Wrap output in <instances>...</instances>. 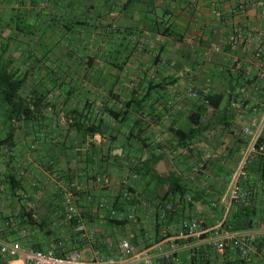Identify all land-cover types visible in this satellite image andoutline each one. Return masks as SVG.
I'll list each match as a JSON object with an SVG mask.
<instances>
[{
    "label": "crops",
    "instance_id": "obj_1",
    "mask_svg": "<svg viewBox=\"0 0 264 264\" xmlns=\"http://www.w3.org/2000/svg\"><path fill=\"white\" fill-rule=\"evenodd\" d=\"M16 10L24 11L27 28L20 24L13 28L4 18L9 17V11L13 14ZM9 19L14 23V15ZM263 30L264 17L254 0H0V63H7L8 69L18 75L25 73L19 93L32 110L30 118L11 121L10 146L6 143L9 134L0 135V142L5 143L0 146V231L6 219L13 220L9 232L2 237L21 239L24 247L35 249L48 247L56 238L72 232V225L61 223L60 217L64 183L73 179L85 187L78 195V204L89 226L98 233V243L83 249L84 258L92 259L94 248L98 247L103 256L112 254L116 249H110L106 242L111 237L105 223L114 204L125 208L120 191L128 180L130 204L138 219L120 225L117 231L121 230L125 235L121 239L130 240L137 249L151 248L158 259L157 255L169 244L167 237L162 238L163 230L172 237L180 221L193 216H203L208 225H215L223 222L230 211L228 218L233 224L242 225L247 220V229L243 231L253 235L252 261L244 260L231 248L219 252L209 242L178 240L180 261L264 264L260 157L248 166L247 183L259 187L248 212L226 202L230 175L250 138L241 132L242 128L264 116V80L257 78L262 61L255 57L264 42ZM88 32L93 45L90 51L80 54V60L87 73L92 74L84 76L77 85L82 89V98L74 99L72 91L66 94L54 80L48 82L46 93L37 92L30 84L37 71L54 73V69L48 68L51 65L70 70L76 55L65 45L54 52L50 50L53 48L44 51L45 41L57 40L58 44L72 37L83 38ZM232 32L243 36L235 49L230 44ZM26 33L32 35L30 40L42 39V46H16V41L26 43ZM56 33L60 35L56 37ZM125 34L136 37L137 42L134 48L125 49L124 61L119 62L116 57L123 52L118 40ZM214 45L219 49H213ZM234 57L239 58L238 64L233 63ZM189 81H194L200 91L207 88V95L216 94L214 103L219 108L209 107L215 116L221 114V121L227 126L220 131L222 141L218 145L209 139L214 133L205 117L195 120V113L203 112L200 105L207 103L201 97L193 99L188 95ZM245 113L253 115L252 122L243 120ZM50 115L60 117L62 125L52 123L41 131L46 134L55 128L66 139L76 135L80 147L73 148L71 153V147H63L66 141L47 147L51 135H45L41 146L30 123L46 121ZM125 121L128 126L123 131L118 123ZM88 127L96 132L90 133ZM172 127H198L199 132L187 146L173 149ZM134 152L141 157V191L133 179L137 172L130 165ZM161 154L163 158L154 168L164 182L149 169L150 163H145ZM10 166L17 170L20 179L16 193L10 191L3 179ZM196 167L199 169L195 170ZM99 172L111 175L113 187L101 189L92 184ZM151 185L157 186L156 193L149 190ZM101 198L107 202L104 210L97 206ZM174 199V210L161 217L164 220L159 226L157 213ZM29 214L35 221L28 218ZM0 264L17 262L0 256Z\"/></svg>",
    "mask_w": 264,
    "mask_h": 264
},
{
    "label": "built area",
    "instance_id": "obj_2",
    "mask_svg": "<svg viewBox=\"0 0 264 264\" xmlns=\"http://www.w3.org/2000/svg\"><path fill=\"white\" fill-rule=\"evenodd\" d=\"M259 8V13L264 17V0H254ZM264 39V30L262 32ZM243 38L241 33L232 32L230 35V44L233 49L237 48L239 41ZM213 49L218 50L217 45ZM255 57L260 62L261 68L257 72V78L264 80V42L256 50ZM233 63L238 64L239 58L234 57ZM250 66H247L249 69ZM187 93L191 97H201L205 103H208L207 88L200 91L194 81H189L186 85ZM169 104H172L171 102ZM176 107L179 104H175ZM264 131V116L252 123L243 126L242 133L249 136V141L245 149L241 153V157L230 175L228 194L226 202L229 206L240 205L250 206L253 204L259 187L249 181V164L256 158L260 157L263 161V172L261 178V188L264 189V143H260V137ZM138 160L132 159L131 168H135ZM199 168L196 167L195 170ZM113 178L107 172H99L94 175L92 184L98 188L105 189L113 187ZM129 181H124L121 187V200L126 203L125 208L117 209L111 207L110 218L118 220L138 219L137 212L130 204L132 193L128 189ZM85 187L77 180L68 179L65 181L63 195V209L61 211L60 222L72 225V232H68L64 237H58L48 247L44 248H26L21 239L10 240L2 237L3 234L9 232L12 224V218L5 221V226L0 231V256L9 261H16L17 264H159V261H168L171 264H184L177 255L178 240H194L198 243L209 242L219 252H225L226 249H234L244 260L252 261L254 249L252 246V233L243 230H231L226 227L223 222L215 225H208L203 216H193L184 218L180 221V226L174 236H169L166 230H163V237L168 238V247L163 249L155 258L151 248L145 247L137 249V247L128 239H107L110 249L115 250L112 254L103 256L101 247L94 248L92 259L84 258L83 249L90 245L94 246L98 243V233L95 228L90 227L87 219L78 204V195ZM87 197L90 199L92 195L89 193ZM99 209H104L107 204L106 200L101 198L97 201ZM173 203L168 201L164 204V208L160 210V217H164L167 212L172 211ZM2 206H0V210ZM26 234V231H23ZM260 233L264 240V217L260 227ZM156 259V260H155Z\"/></svg>",
    "mask_w": 264,
    "mask_h": 264
},
{
    "label": "rangeland",
    "instance_id": "obj_3",
    "mask_svg": "<svg viewBox=\"0 0 264 264\" xmlns=\"http://www.w3.org/2000/svg\"><path fill=\"white\" fill-rule=\"evenodd\" d=\"M23 10H16L13 14L12 11H9L8 13V18L4 17L5 19H8V22L11 24V27H15L17 24H20L21 27L27 28V18L25 17ZM11 15H14V23H12V20H10L9 18H11ZM21 21V22H20ZM56 24L52 25L53 29H56ZM45 29H48L47 25H44ZM89 29L91 27H88ZM56 37H58V35H60L59 33L54 34ZM90 34L89 32L83 36V38H70L69 40H61L59 41V43L57 44V40L56 41H45V50H49L47 48H53L50 49L51 51H56L60 48V46L65 45V47L69 50H74V52L76 53L75 60L71 65L70 70L68 69H64V67H60V66H56V65H51L48 68L49 69H54L55 72H51V71H44L40 72L37 71V73H35V77H32L30 79V84L31 86L40 93H46L47 91V85L48 82L51 80H54V84H57V87L59 89H61L63 92H65L66 94H68L69 92L72 91V93H74V99H77L79 97L82 98L83 94L82 89L78 88L77 85H79L82 81V79L84 78V76L86 75H91L92 73L88 71H86V69L83 68V66L81 65L82 61L80 60V54H82L83 51H90L93 45V42L91 40V38L89 37ZM25 37L28 39L26 40V43L24 41H16L15 45L19 46L20 48H36L39 45L42 46L43 40L39 39V40H30L32 35H29L28 33L25 34ZM134 38V39H133ZM133 41H132V40ZM136 37H131L129 38L127 34H125L124 36H122V38H120L118 41L120 42V47L119 49L121 50L122 55H117L116 59L117 61H124V51L126 48H134L135 43L137 42V40H135ZM135 42V43H134ZM61 43V44H60ZM106 48H109V44L106 42L105 43ZM123 48V49H122ZM104 59H108V57H104ZM47 69V70H49ZM46 72V73H45ZM34 74V73H33ZM224 76L227 77L228 76V72L225 71ZM20 76L24 77L25 73L24 72H20L19 74ZM45 75V76H44ZM42 77H44V80L42 79ZM59 80V81H57ZM193 99H199V97H193ZM207 106V108L203 105L202 109L203 112L202 113H197L195 114L197 117H199L200 119L204 116L205 118V122L208 123L209 127H210V131L212 133H214L211 137H209V139L211 140V142L215 145L220 144V142L222 141L221 138V130H224L227 128V126H225V124L222 123L221 121V114L218 113L217 116L214 115V111L210 109V107ZM9 108L10 105L8 104V102H6V100H4V98L2 96H0V135L2 137L8 135L12 129V122L9 120L8 118V114H9ZM195 116V117H196ZM252 118L253 115L245 113L243 120L247 121V122H252ZM199 119V120H200ZM198 122V120H196ZM52 123H61V119L60 117H57L56 115H50L49 118L46 121L42 120H34L31 124V128L35 129L36 134H38L37 139L40 141L41 146L44 145V141L46 136L45 135H51L52 139H50V143L49 146L47 147H56L57 144L56 141H66V145H63V147H71L69 149V152L71 153V150L75 147H80V145H78L77 143V136H70L68 139H66V137H61L60 134L57 131V129L55 128H50L49 132H46V134L44 133L45 130L41 131V128L43 127L45 129L46 126H50V124ZM186 125V122L184 121V123ZM118 128L121 130H125L126 126H128V122H122V123H118ZM264 135V131L263 134ZM60 147V146H58ZM132 157H134V159L138 160L137 165H139L140 163V158L138 155V152H134L132 153ZM136 165V166H137ZM136 168V167H135ZM135 168H132V171H134ZM134 174V173H133ZM138 175V173H137ZM144 176V175H143ZM134 179V183H137V189H139L141 191V188L143 187V183L142 181H140V175L138 176H133ZM151 192H155L157 190V186L156 185H151L150 189ZM58 193V192H57ZM156 193V192H155ZM55 201H58L55 199ZM107 204V202H106ZM104 210V209H103ZM105 212H108V209L105 210ZM109 213V212H108ZM106 228L108 230V234L109 237L113 238V239H121L122 237H124L125 235H123V232L117 231L119 230L122 226L120 225H116L114 223H111L109 220L106 221ZM263 254H264V246H263Z\"/></svg>",
    "mask_w": 264,
    "mask_h": 264
},
{
    "label": "trees",
    "instance_id": "obj_4",
    "mask_svg": "<svg viewBox=\"0 0 264 264\" xmlns=\"http://www.w3.org/2000/svg\"><path fill=\"white\" fill-rule=\"evenodd\" d=\"M25 81L24 77L19 76L16 72H13L11 70L8 69V64L7 63H0V96H2L4 98V100H6V102H8V104L10 105L9 108V114H8V118L10 121H12L14 118H30L31 114H32V110L30 109V105L28 104V102H26L24 99H22L20 97V90L23 86V83ZM214 97H216V94L214 95H207V98L209 100V102L206 104H202L200 105V108H202V106L204 105L206 108L207 106H212L214 108V110L219 108V105H216L214 102ZM197 114V113H195ZM200 119L199 117H195V120ZM199 121V120H198ZM88 130L90 131V133H94L96 132V130L91 129L90 127H88ZM171 143H172V147L173 149L178 148V147H183V146H187L191 140H193L198 132H199V128L198 127H192L188 130L186 129H181V128H174L172 127L171 130ZM11 137H12V133L10 131L8 137L6 138V143L9 144L11 143ZM8 141V142H7ZM260 143H264V135H261ZM5 143L0 142V146L4 147ZM163 158V155H158L154 158H149L147 161H145V163L151 165V167L149 169L153 170V172L160 177L159 181L160 182H164L163 176L158 173V171L154 168V165ZM139 166V167H137ZM135 170L137 173L140 172V168L142 169V167H140V164L137 165ZM261 167H263V161H261ZM263 174V172H262ZM4 182L7 183V185H9L10 191L12 193H16L17 189L19 187V183H20V179L19 177H17V170L13 169L12 166L9 167V171L6 173V177L3 178ZM174 185L177 183L173 182ZM128 189L131 191V187L129 186ZM181 197V196H180ZM183 197V195H182ZM173 203V206L175 207L176 204V200H171ZM239 206L240 210L245 213L248 212L247 208L249 206ZM113 207L117 208V209H121L122 207H116V204L113 205ZM174 210V209H173ZM229 213L226 216V218L223 221V224L228 227L231 230H243V229H247V220H244L245 222H242V225H235L232 223V220H230L229 217ZM28 218L31 219V221H35L34 218L29 214ZM109 218V221L111 223H114L116 225H124L125 223H127L129 220H118L116 218ZM156 220H157V224L160 226V224L162 225V221L164 219H162L160 217V211L157 213L156 215Z\"/></svg>",
    "mask_w": 264,
    "mask_h": 264
},
{
    "label": "water",
    "instance_id": "obj_5",
    "mask_svg": "<svg viewBox=\"0 0 264 264\" xmlns=\"http://www.w3.org/2000/svg\"><path fill=\"white\" fill-rule=\"evenodd\" d=\"M161 163L163 164V161H161ZM160 170V169H159Z\"/></svg>",
    "mask_w": 264,
    "mask_h": 264
}]
</instances>
